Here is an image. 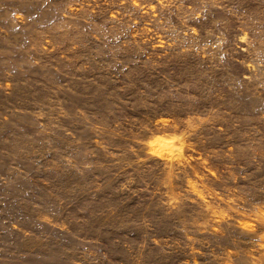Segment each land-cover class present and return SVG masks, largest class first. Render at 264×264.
Masks as SVG:
<instances>
[{"label": "rangeland", "instance_id": "1", "mask_svg": "<svg viewBox=\"0 0 264 264\" xmlns=\"http://www.w3.org/2000/svg\"><path fill=\"white\" fill-rule=\"evenodd\" d=\"M0 264H264V0H0Z\"/></svg>", "mask_w": 264, "mask_h": 264}]
</instances>
